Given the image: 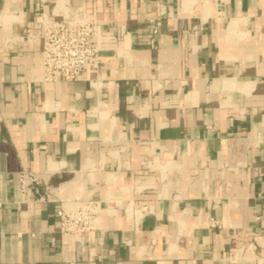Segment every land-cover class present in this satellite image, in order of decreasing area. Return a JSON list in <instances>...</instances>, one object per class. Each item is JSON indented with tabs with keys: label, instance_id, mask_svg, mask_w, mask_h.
I'll use <instances>...</instances> for the list:
<instances>
[{
	"label": "crops",
	"instance_id": "0c3cea01",
	"mask_svg": "<svg viewBox=\"0 0 264 264\" xmlns=\"http://www.w3.org/2000/svg\"><path fill=\"white\" fill-rule=\"evenodd\" d=\"M80 9L123 32L103 78L38 81L35 17ZM263 139L264 0H0V264H264Z\"/></svg>",
	"mask_w": 264,
	"mask_h": 264
},
{
	"label": "built area",
	"instance_id": "2783aa9c",
	"mask_svg": "<svg viewBox=\"0 0 264 264\" xmlns=\"http://www.w3.org/2000/svg\"><path fill=\"white\" fill-rule=\"evenodd\" d=\"M35 24L42 30V65L38 81L44 83H66L87 81L98 83L102 73L101 52L117 47L123 32L106 34L98 19L89 18L79 10L72 18L50 19L43 15L35 17ZM264 147V139H263ZM20 197L26 202L35 196L38 200L54 201L50 187L40 193L39 173L22 169L18 173ZM60 233L83 243L86 233L96 227L99 214L98 203L84 200L74 209L57 206Z\"/></svg>",
	"mask_w": 264,
	"mask_h": 264
}]
</instances>
